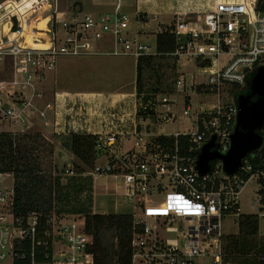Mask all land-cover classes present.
I'll return each instance as SVG.
<instances>
[{
  "label": "built area",
  "instance_id": "1",
  "mask_svg": "<svg viewBox=\"0 0 264 264\" xmlns=\"http://www.w3.org/2000/svg\"><path fill=\"white\" fill-rule=\"evenodd\" d=\"M205 1L211 2L209 11L177 12L172 26L178 66L199 63L206 78L199 82L201 76L189 79L180 72L175 80V95L183 98L182 116L190 128L173 135L126 128L123 111L106 118L113 130L96 135L97 160L88 175L95 182L117 181L108 192L136 211L132 264H208L209 259L234 264L225 254L224 221L242 216L240 196L252 180L258 186L252 203L259 219L264 218V172L255 170L248 156L233 176L224 172L221 160L212 162L204 176L197 170L198 156L213 137V151L226 155L231 148L238 117L233 90L264 67V13L257 11L260 0ZM149 51L121 0L100 15L62 10L59 0H0V133L28 134L37 122L51 127L63 95L56 92L48 100L46 81L62 59L138 60L151 56ZM193 93L212 102L200 100L193 107ZM136 105L157 129L177 119L172 95L141 97ZM55 133H61L58 124ZM170 137L173 145L166 141ZM179 138L186 140L184 152ZM66 173L74 174L73 169ZM8 176L0 173V264H94L85 218L16 216L15 188L6 184ZM258 259L264 264V255Z\"/></svg>",
  "mask_w": 264,
  "mask_h": 264
},
{
  "label": "trees",
  "instance_id": "2",
  "mask_svg": "<svg viewBox=\"0 0 264 264\" xmlns=\"http://www.w3.org/2000/svg\"><path fill=\"white\" fill-rule=\"evenodd\" d=\"M257 11L264 13V0L259 1ZM172 29L173 27L157 34L156 55L144 56L137 60L136 93L139 98L145 96L146 100L151 94L170 95L174 92L172 87H167L169 81L175 85L178 70L177 60L173 57L178 41ZM171 60L174 61L171 68L173 74L168 76L169 67L165 63L168 64ZM254 73L248 76L243 87L234 88L235 102L240 95L249 93L250 81ZM154 78L157 82L152 84L151 80ZM30 134L0 133V173L13 176L15 215L28 216L33 213L83 215L85 232L92 242L89 253L94 256V264H132V215L93 214L85 211L75 213L68 210V205L65 204L72 196L75 183L79 180L82 184L83 178H77L88 175L95 166L97 136L72 134L63 139L65 149L79 162L73 167V172L77 175L72 182L70 181L73 184L70 182L63 184L60 177H54L52 172L47 173L42 169V165L33 154L36 149L30 144L36 138ZM163 139L158 138V140ZM166 141L169 145H173L175 138L170 137ZM185 141L184 138H179L183 152L187 149ZM53 150L52 146L51 153ZM247 159L255 170L264 172V143L261 149L249 155ZM90 178L85 179L89 190L92 189L93 181V178L92 181ZM259 231L260 219L257 215H242L238 222V235L231 239L228 238L229 236L226 237V258L234 263L232 256L239 259L257 251L258 255L253 262L243 261L245 263L240 262V264H263L258 259L260 255H264V244L260 245L258 241Z\"/></svg>",
  "mask_w": 264,
  "mask_h": 264
},
{
  "label": "rangeland",
  "instance_id": "3",
  "mask_svg": "<svg viewBox=\"0 0 264 264\" xmlns=\"http://www.w3.org/2000/svg\"><path fill=\"white\" fill-rule=\"evenodd\" d=\"M107 1V0H106ZM110 1V0H109ZM170 8H166L164 15L157 16L155 13H146L141 14V16H136L134 9L126 11V14L129 15L131 19V27L137 33L139 32L142 35L140 30L141 24H149L145 28V34L139 37V40L145 44L147 47H150L149 53L151 55H156V36L155 32H165L170 29L176 19V13H188L189 11L195 9L199 5L207 3L205 0H169ZM104 0H59V7L62 10H74V11H84L87 13H94V11H101L104 8ZM211 5V2H208ZM156 19V20H155ZM152 20H155L152 21ZM136 59L132 57H112V56H97L89 58H77V59H62L59 62V68H68L70 66V71L68 75H65L61 79L55 75L51 80V76L48 77L47 82V91L46 97L48 100H51L50 95L52 91H57V89L66 87L68 90H81V91H97L102 93H109L115 90V88L123 86V90L126 93H131L135 89V81L137 76L136 70ZM174 64V61L165 63L168 66L167 75L171 76L173 74L171 68ZM117 67L122 68V72L117 74L115 69ZM199 63L191 62L184 67L178 66L177 75L180 72L186 73L188 78L192 76H199V82L205 81L206 78L200 73ZM199 75V76H198ZM119 76V77H118ZM50 78V83L48 85ZM61 80V85L58 84V81ZM157 80L154 78L151 80L152 84H155ZM53 86V88L51 87ZM167 87L173 89V93L170 94L173 98L176 99L177 105L172 109L174 114L177 115V119L166 124L162 129H158V132L163 131L166 134L173 135L177 132H184L190 128V120L182 116L183 115V98L175 95V85L171 84V81L167 83ZM54 92V93H55ZM174 94V95H173ZM154 95V94H151ZM145 97V96H143ZM193 107H198L200 100L206 102H212V99H206V97H199L196 94L191 95ZM112 102V100H111ZM125 104L123 102H115L111 107L103 108V111L99 114V117L105 120L107 117H110L113 113H122L125 110ZM89 117L88 112L84 110L83 112ZM142 116L146 119L150 117L144 113H141ZM10 131V130H7ZM33 138H36V143L29 141V143L36 149L33 154L39 160L42 165V169L47 173L52 172L54 177H60L62 183L66 184L77 176L75 174L66 173L67 169H73L74 164L77 162H72L69 160L70 156L66 153V149L63 146V139L55 138V136H46L45 133H53L49 128H45L41 123L37 122L35 127L30 130ZM62 132V131H61ZM40 137V138H39ZM54 148L53 153H51V148ZM68 155V156H67ZM54 169L57 171L55 172ZM89 171V170H88ZM83 178L82 184L78 180L75 183V188L72 189V196L68 202H64L67 206V209L72 212L85 211L93 214H120V215H133L136 213L133 206L130 203L124 202L121 197L110 194L107 189L112 190L114 185L117 183L114 179L103 178L97 180L96 182L92 181L91 176L83 175L79 176L77 179ZM90 178L92 181V189L89 190V187H86L87 181L85 179ZM70 184H73L71 183ZM6 184L11 186L14 184V180L11 176H8L6 179ZM258 189L257 182L255 180L250 181L245 187L244 191L240 196V207L241 215H256L255 205L252 203L254 194ZM118 193L121 190H117ZM68 215V214H65ZM74 217H84L83 215L78 214H69ZM238 222L239 217L228 216L224 221V234L229 236L231 239L238 235ZM187 226L182 229L186 232ZM182 232V231H181ZM258 241L260 245L264 244V218H260V231L258 235ZM258 253L257 251L253 252L251 255L244 258H234V264H240L243 261L253 262ZM235 259V260H234ZM206 263L213 264V261L209 259ZM245 263V262H243Z\"/></svg>",
  "mask_w": 264,
  "mask_h": 264
},
{
  "label": "crops",
  "instance_id": "4",
  "mask_svg": "<svg viewBox=\"0 0 264 264\" xmlns=\"http://www.w3.org/2000/svg\"><path fill=\"white\" fill-rule=\"evenodd\" d=\"M104 8L101 11H94L97 14H104L107 12H111L114 10L115 6L118 3V0H104ZM170 4L169 0H121V8L122 11L126 12L130 9H134L136 16H141V14L146 13H155L157 16H162L165 13V10L168 8L171 9L168 5ZM167 8V9H166ZM196 9V6H195ZM211 9V5L208 3L199 5L197 7L198 11L207 12ZM156 20V19H155ZM155 20H152L155 22ZM149 24H141L140 30L142 31V35L139 33V37L145 34V28ZM159 32H155V36H157ZM137 67V61H136ZM70 71V66L68 68H59L56 73L51 75V80L53 76L57 75L61 79L65 75H68ZM117 74L122 72V68L117 67L115 69ZM119 77V76H118ZM137 77V76H136ZM50 83V78L48 85ZM58 84L61 85V80L58 81ZM53 88V86H51ZM123 86L115 88L112 92L102 93L97 91H81V90H68L66 87L62 88L60 86L56 92L63 95L62 98H59L57 113L58 115L51 116L50 122L51 127H49L50 131L53 133H45L47 136H55V138L65 139L72 134H81V135H98L108 131L113 130L110 127V120L99 117V114L103 111V108L111 107L115 102H123L125 104L124 113V121L126 128H134L136 127L140 131L145 132H156L158 129L154 125L153 119H146L142 116L139 111V106L136 105L139 97L136 93V81H135V89L131 93H126L123 90ZM54 92L52 91L50 95V99H54ZM55 92V93H56ZM112 100V102H111ZM84 110L88 112L89 117L84 114ZM123 113V112H122ZM121 113V114H122ZM106 121V123H105ZM59 125L61 133H55V126ZM164 133V132H163ZM47 136V137H48ZM58 136V137H57ZM49 138V137H48ZM66 153L70 156L69 160L72 162H76V158L67 150ZM67 155V156H68ZM77 163V162H76ZM13 178V176H11ZM14 180V179H13Z\"/></svg>",
  "mask_w": 264,
  "mask_h": 264
},
{
  "label": "water",
  "instance_id": "5",
  "mask_svg": "<svg viewBox=\"0 0 264 264\" xmlns=\"http://www.w3.org/2000/svg\"><path fill=\"white\" fill-rule=\"evenodd\" d=\"M238 117L231 138V148L226 155L213 151L216 137L201 150L197 170L204 176L211 170V163L223 162L224 172L235 175L247 156L261 149L264 143V67L255 71L250 81L249 93L237 98Z\"/></svg>",
  "mask_w": 264,
  "mask_h": 264
}]
</instances>
